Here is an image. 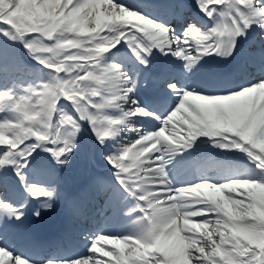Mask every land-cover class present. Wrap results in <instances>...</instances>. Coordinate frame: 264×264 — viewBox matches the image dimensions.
<instances>
[{"label":"snow or ice","instance_id":"1","mask_svg":"<svg viewBox=\"0 0 264 264\" xmlns=\"http://www.w3.org/2000/svg\"><path fill=\"white\" fill-rule=\"evenodd\" d=\"M195 7L213 25L204 29L188 23L178 34L117 0H0V33L21 42L49 69L50 77L21 94L4 90L5 70L20 66L6 61L0 51V111L14 114L0 123V169L13 168L23 183V170L37 149L67 164L81 122L90 125L101 145L116 138L132 117L160 122L155 131L137 130L132 139L122 137L116 150L104 157L116 183L136 201L128 214L140 213L138 230L123 237L95 236L83 258L45 264H264V79L207 93L162 78L172 95L180 97L164 115L131 98L136 81L119 65L102 63L103 54L125 42L141 65L147 66L157 49L183 60L190 70L204 56H231L238 51L237 37L253 24L264 27V0H195ZM61 99L70 103L72 113L58 109ZM108 109L119 114L109 115ZM201 136L245 152L262 170L261 178L173 188L167 157ZM110 187L102 176L91 182L94 190ZM24 191L50 208L57 190L28 184ZM238 192L243 195L234 196ZM23 208L0 196V220H21ZM235 213L239 217L233 219ZM196 217L199 222H193ZM234 228L243 235L233 238ZM101 241L114 247L104 250L98 246ZM96 253L108 259H97ZM0 264L32 262L0 243Z\"/></svg>","mask_w":264,"mask_h":264},{"label":"bare ground","instance_id":"2","mask_svg":"<svg viewBox=\"0 0 264 264\" xmlns=\"http://www.w3.org/2000/svg\"><path fill=\"white\" fill-rule=\"evenodd\" d=\"M169 57L171 58L170 55H169ZM167 69H169V68H167ZM118 114H119L118 112H115V113H112V114H109V115L115 116V115H118ZM38 176L39 177H48V175H46V174H38ZM7 189H8V187L6 185V182H5L4 178L0 176V196H2V198L4 200H6V201L15 203V197L11 196L7 192ZM60 198H62V197H60ZM49 210H50V208H47L46 211H45V213L49 212ZM19 222H20V220H19ZM4 223H5V219H4V217H2V220H0V229L2 228V226L4 225ZM2 230H4V228H2ZM4 234L6 235V232L5 231H4ZM108 234H114L113 230L110 229L108 231ZM6 237L7 238H10L9 235H7ZM7 238H4L3 239V244L6 245L12 251L13 248H11L10 245L5 244V242L8 241ZM90 245H91V243H87V248L85 250H83V252H82V253L85 254V256L89 254V247H90ZM98 246L104 248V250H109V249H112L113 248L112 245L105 244L104 242H100V244ZM13 253L16 254L15 252H13ZM104 258L105 257H103L101 253H98L97 259H104ZM32 264H35V263H32Z\"/></svg>","mask_w":264,"mask_h":264},{"label":"clouds","instance_id":"3","mask_svg":"<svg viewBox=\"0 0 264 264\" xmlns=\"http://www.w3.org/2000/svg\"><path fill=\"white\" fill-rule=\"evenodd\" d=\"M253 187H259L258 185H253ZM239 217L238 213L233 214V219H236ZM233 238L237 237V236H242L243 232L239 229L234 228L233 232H232Z\"/></svg>","mask_w":264,"mask_h":264},{"label":"rangeland","instance_id":"4","mask_svg":"<svg viewBox=\"0 0 264 264\" xmlns=\"http://www.w3.org/2000/svg\"><path fill=\"white\" fill-rule=\"evenodd\" d=\"M2 36H3V34H2ZM5 37L9 40V37H7V36H5ZM8 84H9V85H12V84H14V83H13V81L9 80V81H8ZM2 87H3L4 90H6V87H4V86H2ZM25 87L27 88V87H29V86H25Z\"/></svg>","mask_w":264,"mask_h":264}]
</instances>
